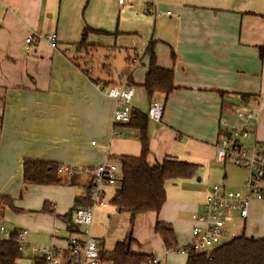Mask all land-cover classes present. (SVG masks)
<instances>
[{
  "label": "crops",
  "instance_id": "crops-1",
  "mask_svg": "<svg viewBox=\"0 0 264 264\" xmlns=\"http://www.w3.org/2000/svg\"><path fill=\"white\" fill-rule=\"evenodd\" d=\"M85 27L97 32L83 37ZM51 32L57 35L55 48L45 39ZM150 43L157 66L172 71L175 89L165 100L161 94L153 96L163 113L159 122L148 123L147 161L154 165L169 158L197 169L192 178L167 180L158 215L136 216L133 228L120 237L109 238L100 228L118 211L96 207L90 233L98 251L99 246L111 251L131 231L141 248L132 244L134 253L173 264L172 251L188 244L191 214L201 209L213 183L243 185L246 171L236 166L243 177L232 179L235 165L217 160L216 144L241 126L233 111L240 101L253 113L248 142L264 143V0H0V196L19 209L5 206L1 216L12 220L5 224L8 228L29 231L30 247L53 246L64 262L67 242L81 232L71 217L65 222L62 216L82 206L78 202L75 207L74 199L83 197L91 182L77 171L106 160L117 163L113 157L139 155L134 129L113 130L115 101L107 92L128 79L135 88L133 106L145 112L141 83ZM100 44L126 53L129 65L118 82L94 75L88 63L89 52ZM139 54L141 64L134 66ZM25 159L68 165L75 174L60 184H27L22 179ZM102 192L105 199L107 190ZM252 199L258 201L249 204L247 218L238 219L247 237L259 238L264 235V209L258 217L259 211L251 208L256 202L264 207V198ZM43 205L46 211H41ZM156 221L172 227V249L154 231ZM37 259L39 254L28 248L17 263L35 264Z\"/></svg>",
  "mask_w": 264,
  "mask_h": 264
},
{
  "label": "trees",
  "instance_id": "trees-1",
  "mask_svg": "<svg viewBox=\"0 0 264 264\" xmlns=\"http://www.w3.org/2000/svg\"><path fill=\"white\" fill-rule=\"evenodd\" d=\"M88 32L97 31L85 27L82 30V36L85 37ZM144 55L147 56V63L141 87L149 103L154 99L153 96L158 94L163 95L165 100L175 89L173 86V73L171 70L157 66L154 47L151 43L146 47ZM238 96L241 100H247L243 95ZM149 121L144 112L133 107L128 122L114 126L115 128L134 129L140 143L138 156H117L112 158L120 166L121 178L118 180L119 186L109 203L118 212L129 213L131 228H133L135 218L138 215L148 213L158 215L166 200L164 185L167 180L192 178L197 169L194 164L169 158L151 165L147 161L149 153L147 128ZM58 166V164L53 162L25 159L22 165L23 182L35 185L60 184L63 178L57 173ZM90 180L91 182H89L85 195L74 199L75 207L78 202H82L80 208L90 204L92 178ZM2 206L19 211L13 206L12 199L0 196V220ZM41 211H46L44 205ZM73 211L72 208V210L62 216L65 222H68ZM10 230L8 238H0V264H18L17 260L21 255L18 244L15 241L17 229ZM154 231L160 236L166 249H172L175 246V235L170 224L156 221ZM133 241L130 231L124 240L116 242L111 251L103 252L99 246L100 263L143 264L147 258L153 257L134 253L131 250ZM35 264H45V262L42 259H37ZM185 264H264V235L259 238H250L243 231L240 235L232 237L229 241L222 243L210 252H198L188 248Z\"/></svg>",
  "mask_w": 264,
  "mask_h": 264
},
{
  "label": "built area",
  "instance_id": "built-area-1",
  "mask_svg": "<svg viewBox=\"0 0 264 264\" xmlns=\"http://www.w3.org/2000/svg\"><path fill=\"white\" fill-rule=\"evenodd\" d=\"M118 2L122 4L124 0ZM45 39L52 48L56 47L55 32L48 33ZM30 42L31 37L28 36L25 39L26 49ZM134 62H136L135 66L141 64L140 58H135ZM134 92V86L126 81L109 88L107 94L115 101L112 111L113 130L115 125L128 122L134 107L132 104ZM234 111L240 117L242 124L239 128H234L229 135L218 140L216 158L220 162H230L244 169L247 177L239 190H229L219 184L209 188L201 209L191 214L190 240L188 244L177 249L180 254L186 255L188 248L198 252H210L220 246L224 243L223 238L228 223L235 218L246 219L250 200L264 197V143L248 142L254 121L253 113L247 105L240 101ZM144 113L150 120L159 122L163 106L154 98ZM114 133L117 132L113 131ZM77 172L92 178L91 202L88 206L76 209L72 215V224L80 228L81 237L70 238L65 260L66 264H99L98 248L95 239L91 236L90 226L96 207L106 205L101 187L115 184L121 178L120 166L116 162L106 160L94 167H81ZM57 173L65 179H71L75 171L71 166L61 164L57 168ZM10 232L8 227L0 223V238H8ZM28 234L27 229L17 230L15 241L19 251L30 248L39 254L45 264H59V251L52 246L30 247ZM233 235V232L229 233V237ZM158 263V258L149 257L143 264Z\"/></svg>",
  "mask_w": 264,
  "mask_h": 264
},
{
  "label": "rangeland",
  "instance_id": "rangeland-1",
  "mask_svg": "<svg viewBox=\"0 0 264 264\" xmlns=\"http://www.w3.org/2000/svg\"><path fill=\"white\" fill-rule=\"evenodd\" d=\"M113 41L114 40L112 39L111 45L114 44ZM141 56L142 55L139 54L135 58H140ZM88 63L90 64L91 68H93L92 71H93L94 75H97L98 77L103 78V79H113V80H115V82H118V79L122 76L124 69L126 68V66L129 65V63L126 62V53H125L124 49L119 48V49H115V50H108L105 48L104 45H101V44L99 47H97L96 50L89 52ZM133 65L135 66L136 62H134ZM123 81H126L128 84H131L128 81V79H123L119 83H122ZM147 106H148L147 105V98H146V96H144L142 108L147 110V108H148ZM234 106H236V105H234ZM233 111H234V109H233ZM150 121H152V120H150ZM241 170H243V169H241ZM242 177H243V171H240L239 169H237L236 166H232V179H234L236 181V180L241 179ZM63 179H65V178H63ZM215 184H217V183H215ZM213 185H214V183H213ZM118 186H119V182H116L115 184H112V185H103L101 187L103 189L105 188V191L107 190V194H106L105 199H104L106 202V207L103 209V211H106L108 209L113 210V211L115 210L114 207L109 203L108 198L111 195L110 192H112L113 189H117ZM226 189L239 190V189H241V183L239 185H237V182H232V185L228 184V186H226ZM253 201H258V200L252 199L251 202L249 203L250 207H252ZM4 207L5 206H2L1 209H3ZM253 207L254 208H251V209H253V210L257 209L259 211L258 217H261V215L263 213V209H264V207L262 206V203L256 202V203H254ZM248 208H249V206H248ZM74 212H75V210L72 212V215ZM6 214H9V213L7 212ZM72 215H71V218L69 219V221L72 219ZM247 215H248V212H247ZM10 219H12V218H10ZM129 219H130L129 213H127V212H115L114 211V213H110V216L107 218V223L105 225L101 226L100 228L109 238L116 237L117 235H119V237H120V235H122V233L126 232V228L130 227ZM240 220L238 218H235V220L233 221V225H232V222L228 223V225H227L228 229H227L226 235L224 236L225 238H223L224 242H227L232 238V237H229V233L233 232V234H234L233 237L241 234L242 222ZM0 222L3 225L6 224L8 226H10L13 223L12 220H7L6 216H5L4 220L1 216ZM248 225H249V222L246 223V226H248ZM8 226H6V227H8ZM121 239L122 238H120V240ZM142 242H144V241H142ZM132 244H133V247L135 249H141L140 245L137 244V242H135V243L133 242ZM41 246H43V245H39V246H35V247L38 248ZM67 247H68V242L66 245L65 254L67 253ZM53 248H55V247H53ZM56 250L58 251V249H56ZM175 251H176V249H175ZM175 251L174 250L172 251V252H174V253H172V255H173V259L171 260L172 263L173 264H184L185 263V256L180 255V254L176 253ZM98 260H99V264H101L100 263V257H99V251H98ZM59 264H66L65 257H64V262H61V260L59 259Z\"/></svg>",
  "mask_w": 264,
  "mask_h": 264
}]
</instances>
